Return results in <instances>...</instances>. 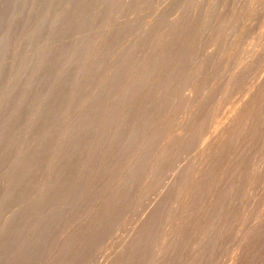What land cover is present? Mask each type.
Returning a JSON list of instances; mask_svg holds the SVG:
<instances>
[{"label":"rangeland","instance_id":"rangeland-1","mask_svg":"<svg viewBox=\"0 0 264 264\" xmlns=\"http://www.w3.org/2000/svg\"><path fill=\"white\" fill-rule=\"evenodd\" d=\"M0 264H264V0H0Z\"/></svg>","mask_w":264,"mask_h":264}]
</instances>
